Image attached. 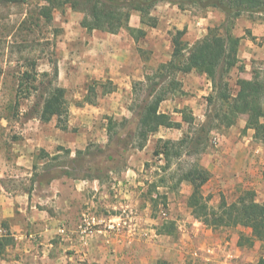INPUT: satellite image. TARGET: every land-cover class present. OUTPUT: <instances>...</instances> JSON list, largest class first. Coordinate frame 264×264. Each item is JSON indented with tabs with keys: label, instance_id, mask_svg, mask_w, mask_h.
Masks as SVG:
<instances>
[{
	"label": "rangeland",
	"instance_id": "374dc122",
	"mask_svg": "<svg viewBox=\"0 0 264 264\" xmlns=\"http://www.w3.org/2000/svg\"><path fill=\"white\" fill-rule=\"evenodd\" d=\"M65 1L55 0L57 6L48 20L41 16V7L48 6L45 0H0V184L9 194H26L31 201L42 202L39 207L48 208L52 197L69 198L68 193L83 182L89 192L79 216L86 213L84 219L90 212L123 219L113 231L118 235L114 242L129 248L137 245L131 254L133 264H158L168 261V255L178 259L181 254L187 264H202L206 262L188 251L200 250L206 243L215 246L220 240L239 246L240 233L247 235L250 230L197 225L203 221L188 206L192 184L180 182L194 165H200L211 173L202 189L210 207H217L222 197L234 202L245 191L257 198L254 189L241 187L233 193L228 189L224 194L216 184L210 186L216 173L208 167L217 162L223 147L216 146V139L236 135L216 119L222 101L211 80L192 71L174 77L176 89L170 80L152 82L160 65L171 59L176 31L184 30V40L192 45L209 27L219 26L224 15L214 9L175 12L173 5L160 2L151 11L157 25L161 14L171 12L181 16L177 18L181 29L172 21L155 28L161 35L148 27L147 35L138 39L127 30L115 36L99 31L95 39L81 26L85 14ZM255 18L264 23L263 16ZM136 25L139 19L130 22L132 28L140 29ZM194 27L200 30L197 36ZM262 54L260 59L244 62V71L233 69L225 76L231 93L239 90L240 79L264 78ZM57 87L66 90V130L58 126L57 118L47 123L40 120L44 101ZM160 92L165 95L160 111L182 123V128L162 127L139 148L141 112ZM183 113L194 117L191 124L183 122ZM182 139L185 143L172 150L167 166L160 153L166 149L165 141ZM94 183L99 190H93ZM58 211L64 212L63 208ZM4 243L11 246L13 241ZM111 243L106 236V244ZM241 247L243 254L234 252L238 263L232 264H256L264 258L259 241Z\"/></svg>",
	"mask_w": 264,
	"mask_h": 264
},
{
	"label": "trees",
	"instance_id": "16d2710c",
	"mask_svg": "<svg viewBox=\"0 0 264 264\" xmlns=\"http://www.w3.org/2000/svg\"><path fill=\"white\" fill-rule=\"evenodd\" d=\"M45 1L48 6L41 7V16L51 20L57 5L55 0ZM65 2L70 4L72 9L85 14L81 26L89 33L98 30L118 34L122 30H127L133 36L137 35L136 39L144 37L146 32L130 26L132 14L138 13L143 24L156 27L157 20L151 17V11L160 2L175 5L182 11L219 10L224 15L223 22L219 26L209 27L207 34L192 45L184 40V30L176 31L172 37L171 59L160 65L152 82L156 85V78L170 80L171 87L176 89L178 83L175 82L174 77L178 74L197 71L206 75L213 84L217 98L222 101L216 119L226 128H230L237 123L240 113L247 114L245 130H254L255 140L264 145V78L256 75L251 80H238L239 90L236 95L230 92L229 83L224 81L225 76L233 69L245 70L244 63L238 57L240 38L233 32L236 21L241 17L253 20L256 15H264V0H66ZM164 100L165 95L160 92L143 108L138 123L137 137L141 140L139 148L144 147L149 136L157 133L162 127L182 128L181 123L173 121L170 115L160 112V105ZM68 113L66 90L57 87L44 101L40 120L47 123L57 118L58 126L66 130ZM193 120L192 115L185 116L183 113V121L191 124ZM185 141V139L179 143L165 141L166 149L160 153L163 154L167 166L171 163L172 150ZM179 155L178 152L177 156ZM210 179L211 173L200 165H194L180 179V182L188 181L192 184L188 206L194 216L213 229L237 227L248 229L249 235L242 233L239 246L251 247L255 241H259L264 249V203L257 202L253 192L245 191L234 202L229 203L222 197L217 207H210L202 192L204 185ZM3 247L4 243L0 241V248ZM158 264H170V262L160 260ZM256 264H264V258H260Z\"/></svg>",
	"mask_w": 264,
	"mask_h": 264
},
{
	"label": "crops",
	"instance_id": "0c3cea01",
	"mask_svg": "<svg viewBox=\"0 0 264 264\" xmlns=\"http://www.w3.org/2000/svg\"><path fill=\"white\" fill-rule=\"evenodd\" d=\"M167 6L171 4L167 3ZM173 10L180 13L186 12L175 5H173ZM178 15L171 12L161 14L157 26L161 27L164 22L167 24L174 21L181 29L182 24L177 23V18L181 16L178 17ZM259 16L264 17V15ZM135 19H139V25L136 26L144 30L147 35L149 26L141 23L138 13L132 14L130 22ZM156 27L152 28L155 34L161 35L162 31L159 28L155 29ZM193 30L197 36L200 30L195 27ZM86 32L88 33L87 30ZM98 32L94 30L89 35L96 39ZM233 32L240 38L238 57L243 63L262 58L264 23L258 22L256 18L252 20L248 17H241L236 21ZM204 36H197L196 41ZM116 38L119 40L118 36ZM162 113L167 114L164 111ZM247 117V114L240 113L237 123L230 127L236 135L224 137V140L216 139L218 141L216 146L222 145L223 147L217 155V162H212V166L208 167L213 174L216 173L215 180L210 186L216 184L223 193L228 189L230 193H233L241 187L254 189L257 193V202L264 203V145L256 142L254 130H245ZM236 130L238 132H235ZM79 186L72 189V193H68L69 198L56 199L55 195L54 198L52 197L51 207L42 208L39 207L43 204L42 202L31 201L26 194L11 195L4 185L0 184V241L3 243L7 239L13 241L11 246L4 243V248H0V264H133L131 254L137 245L129 248L124 242L121 245L115 244L114 241L117 240L118 235H113V231H103L98 234L82 232L83 216L86 213L83 212L80 217L78 210L84 211L86 206L82 204L86 202L89 191H85L87 187L83 182ZM92 188L97 191L100 186L94 183ZM75 197L80 200L81 205ZM77 203H79L78 206ZM108 203L110 204L111 201ZM60 208H63V213L58 211ZM94 215L89 212V216L95 217L98 221L120 219L119 216L113 214L100 217ZM199 224L205 223L197 221V225ZM249 233L250 231L247 236ZM241 235L240 233V237ZM106 236L112 239L111 244H106ZM107 242L110 241L107 240ZM216 244L215 246L208 243L202 244L200 250L196 249L192 251L193 253L188 251L187 254L190 253L193 258L206 262L202 264H232L238 263L233 253L243 254L244 252V249L237 244H234L236 247L229 246V242L224 245L221 240ZM183 256L181 254V258L177 257L178 260L168 255L166 259L171 264H187Z\"/></svg>",
	"mask_w": 264,
	"mask_h": 264
},
{
	"label": "built area",
	"instance_id": "2783aa9c",
	"mask_svg": "<svg viewBox=\"0 0 264 264\" xmlns=\"http://www.w3.org/2000/svg\"><path fill=\"white\" fill-rule=\"evenodd\" d=\"M120 220L122 221L120 222L114 220L98 221L95 217L86 216V218H84L82 232L87 234H96V233H101L103 231L112 232L117 230L119 227H121L122 222L124 221L121 218Z\"/></svg>",
	"mask_w": 264,
	"mask_h": 264
},
{
	"label": "water",
	"instance_id": "95a60500",
	"mask_svg": "<svg viewBox=\"0 0 264 264\" xmlns=\"http://www.w3.org/2000/svg\"><path fill=\"white\" fill-rule=\"evenodd\" d=\"M6 1H9V2H17V1H25V0H6Z\"/></svg>",
	"mask_w": 264,
	"mask_h": 264
}]
</instances>
